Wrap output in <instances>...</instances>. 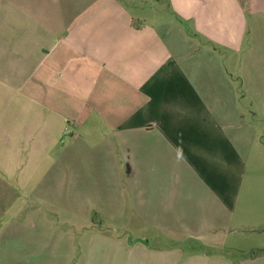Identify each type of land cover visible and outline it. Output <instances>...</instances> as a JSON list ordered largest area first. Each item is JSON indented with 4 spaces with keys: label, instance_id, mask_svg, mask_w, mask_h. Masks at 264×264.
Segmentation results:
<instances>
[{
    "label": "crops",
    "instance_id": "0c3cea01",
    "mask_svg": "<svg viewBox=\"0 0 264 264\" xmlns=\"http://www.w3.org/2000/svg\"><path fill=\"white\" fill-rule=\"evenodd\" d=\"M261 34L264 0H0V173L9 150L61 142L52 182L80 165L135 183L134 207L111 191L106 229L216 236L238 184L222 169L238 159L233 135L254 130L248 116L264 124Z\"/></svg>",
    "mask_w": 264,
    "mask_h": 264
},
{
    "label": "rangeland",
    "instance_id": "374dc122",
    "mask_svg": "<svg viewBox=\"0 0 264 264\" xmlns=\"http://www.w3.org/2000/svg\"><path fill=\"white\" fill-rule=\"evenodd\" d=\"M256 41L264 44V34ZM235 82L241 95H247L240 79ZM243 102L244 108L257 104ZM248 117L254 130L233 135L238 159L230 167L222 166L238 179L233 206L218 215L223 221L226 217V225L221 226L226 229L206 235L203 242L185 240L182 231L178 236L184 242L163 239L151 230L106 229V219L112 218L116 206L111 191L126 196L118 208L134 207L129 195L136 191L135 183L82 175L80 165L71 166L66 183L59 175L52 182L51 165L63 151L61 142L51 150H9L7 173H0V264H224L212 260L214 256L232 257L233 264H239L241 257L264 251V124L257 127V119ZM61 166L58 161L56 169ZM86 222L98 228L87 230ZM209 238H215V245L209 244ZM131 240L137 246L129 245Z\"/></svg>",
    "mask_w": 264,
    "mask_h": 264
},
{
    "label": "trees",
    "instance_id": "16d2710c",
    "mask_svg": "<svg viewBox=\"0 0 264 264\" xmlns=\"http://www.w3.org/2000/svg\"><path fill=\"white\" fill-rule=\"evenodd\" d=\"M264 255V251L263 250H260V251H256V252H253L252 254L246 256L247 258H255V257H258V256H262Z\"/></svg>",
    "mask_w": 264,
    "mask_h": 264
}]
</instances>
